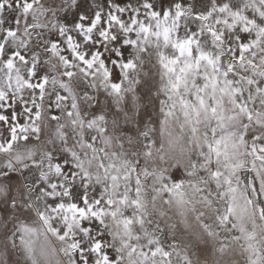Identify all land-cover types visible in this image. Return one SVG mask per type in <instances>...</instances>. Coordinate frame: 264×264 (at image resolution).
Instances as JSON below:
<instances>
[{
  "label": "snow or ice",
  "instance_id": "obj_1",
  "mask_svg": "<svg viewBox=\"0 0 264 264\" xmlns=\"http://www.w3.org/2000/svg\"><path fill=\"white\" fill-rule=\"evenodd\" d=\"M0 264H264V0H0Z\"/></svg>",
  "mask_w": 264,
  "mask_h": 264
}]
</instances>
